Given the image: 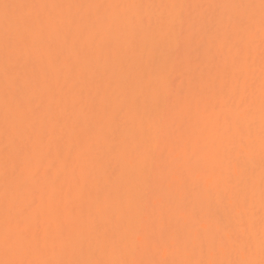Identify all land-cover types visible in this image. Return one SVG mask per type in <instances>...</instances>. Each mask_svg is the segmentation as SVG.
I'll list each match as a JSON object with an SVG mask.
<instances>
[{
    "label": "snow or ice",
    "instance_id": "obj_1",
    "mask_svg": "<svg viewBox=\"0 0 264 264\" xmlns=\"http://www.w3.org/2000/svg\"><path fill=\"white\" fill-rule=\"evenodd\" d=\"M0 264H264V0H0Z\"/></svg>",
    "mask_w": 264,
    "mask_h": 264
},
{
    "label": "bare ground",
    "instance_id": "obj_2",
    "mask_svg": "<svg viewBox=\"0 0 264 264\" xmlns=\"http://www.w3.org/2000/svg\"><path fill=\"white\" fill-rule=\"evenodd\" d=\"M59 2H87V0H59ZM101 2H124V0H101ZM145 3H161V2H177V3H209V2H219V0H143ZM243 2H248V0H243ZM258 3V0H256ZM2 112V110H0ZM0 120H2V114H0ZM2 147V143H0ZM0 190H2V180H0Z\"/></svg>",
    "mask_w": 264,
    "mask_h": 264
}]
</instances>
